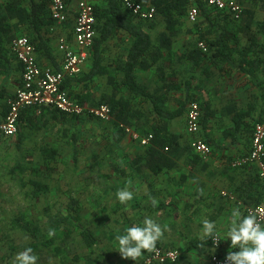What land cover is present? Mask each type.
<instances>
[{
    "label": "crops",
    "instance_id": "crops-1",
    "mask_svg": "<svg viewBox=\"0 0 264 264\" xmlns=\"http://www.w3.org/2000/svg\"><path fill=\"white\" fill-rule=\"evenodd\" d=\"M8 1L0 0L4 5ZM66 1L70 13L67 23L43 25L37 33L20 24L23 33L13 34V40L21 36L37 39L41 37L44 42L38 40L39 48L35 49L37 61L41 67L53 71L62 69L64 54L60 49V41L63 38L70 46L77 48L74 25L81 0ZM239 4L244 10L246 7L253 9L257 16L252 24V32L249 29L241 32L240 48L232 53L227 51L230 54L228 58L219 60L208 49L204 51L200 48L201 33L207 34L208 38L213 37V34L207 33L213 32L209 23L204 24L199 32L194 28V23L187 19L180 28L170 55L166 51L165 60L146 70L137 71L138 78L147 91L146 99L134 101L136 107L144 111V117L137 123L141 122L147 128L153 126L159 120L158 115L152 112L154 106L175 111L179 110L180 102L188 103L183 115L169 123L167 138L175 141L163 153H171L168 154L173 163L171 166L161 163L157 166L152 164L151 167L147 159L137 158L144 154L143 150L139 151L135 145H129L127 139L123 140V136L118 141V148H125L123 152L129 167L120 173L129 174L134 180L130 185L138 184L133 189L132 200L136 206L143 207L142 210L138 208L133 212L136 217L134 226H142L145 217L155 219L164 229V234L157 243L164 248L158 247L164 250H169L165 247L177 249L182 254L177 263L166 264H212L211 258H208L215 251L212 240L202 237V221L205 218L214 221L220 233V246L215 252L227 256L229 251H236L237 249L231 248V242L226 237L231 223V210L238 206L247 215L250 206L264 204V191L257 166H236L242 157L251 152L252 131L254 132L256 123L264 122V34L258 35L257 46H251L254 39L251 34L256 33L259 23L264 22V2L252 0ZM17 24L19 25L17 19L12 20V25ZM155 29L151 30V34L155 44H159L161 40L158 37L165 31V25L160 23ZM229 45L233 47L234 42L230 40ZM130 46L132 41L124 32L103 46L104 52L100 54L103 69L101 66L99 68L102 74L92 83L82 82L73 88L81 103L90 108L98 107L105 98L113 94L114 87L110 80L116 78L119 82L123 79L122 68ZM195 49L201 52L197 53ZM11 52L13 53L12 49ZM14 56L16 57L15 54ZM94 57L91 51L83 67V75L91 72ZM13 64L16 81L4 89L6 98L0 97L1 117L8 110L10 95L14 96L22 83L23 66L17 57ZM7 75L5 73L4 76L7 78ZM2 83L0 90H3ZM149 93L152 94L151 97L148 96ZM125 95L122 92L118 98ZM193 101L199 103L202 113L199 138L212 148L211 155L206 159L188 149L193 137L186 132L187 111ZM110 122H113V116L107 123ZM249 127L252 128L251 132ZM167 138L166 143L169 141ZM133 160L136 162L134 168L130 166V161ZM155 170L160 172L156 173ZM123 187L125 188L124 184L117 186L119 189ZM257 197H261L259 202ZM153 199L157 201L155 206L152 204ZM144 252L148 257L151 251ZM190 253L194 256H188Z\"/></svg>",
    "mask_w": 264,
    "mask_h": 264
},
{
    "label": "trees",
    "instance_id": "trees-1",
    "mask_svg": "<svg viewBox=\"0 0 264 264\" xmlns=\"http://www.w3.org/2000/svg\"><path fill=\"white\" fill-rule=\"evenodd\" d=\"M138 1L144 5L153 6L156 9V17L154 20L147 21L135 17L124 7L122 0H94L95 16L97 20V35L91 48V51H93L95 55L93 68L91 72L86 75L81 73L78 76L66 78L63 88L67 90L73 98H77V100L81 101L80 97L75 93L73 88L82 82L92 83L102 74L99 68L102 64L100 54L102 55L104 52L103 46L109 40L120 36L123 32L126 33L128 38L132 41V46H130L128 56L122 68L124 77L119 82L116 78H112L110 80V83L114 87L113 94L105 98L102 103V105L106 104L111 107L113 116L112 123L114 124L113 127L118 128L117 134H115L114 137L111 136L110 142L118 148V146H120L118 145V141L121 139V136L125 135L126 128L134 127L143 136H153L151 143L144 146V154L137 158L139 160L141 158L145 160L147 159V162L151 167L152 164L157 166L161 163L171 166L173 163L168 157V154L171 153H166L167 155L163 153L164 150H168V148L171 147L175 141L174 139L173 141H170L167 138L169 136V123L183 115L184 109L188 103L180 102L179 110L175 111L164 110L159 105L158 107L154 106L152 112H155L158 115L159 120H157V122H155V124L150 128L145 127V125L141 122V124L139 122L137 123V121H140L144 117V111L138 109L134 101H139V98L142 100L146 99L147 95L144 85L138 78L137 71L139 69L146 70L152 65H156L157 63L165 60L167 58L165 53L166 51L169 52L167 55H170L173 44L178 37L180 28L184 22L187 21L188 12L193 5H196L200 11L199 19L196 23H194V28L199 30L204 24L209 23L211 30H213L211 33L207 32L208 35L213 34V39L208 38L206 36L207 34L201 33L199 35V40L206 44L208 52L219 60L228 58L230 55L229 52L232 53L233 50L237 51L238 48H240L241 32L245 29H249V31L252 32V24L256 20L257 14L253 9L246 7L242 18L237 20L230 12L211 8L203 0H196L194 2H191L190 0ZM236 1L239 3H246L252 0ZM260 1L264 2V0ZM253 2H258V0H253ZM14 19L18 20L19 25H12V20ZM55 22L56 21L51 15L50 0H9L5 5L0 2V80L7 79L9 80V83L16 81L13 71V61H15L16 57L11 52L9 45H11L10 43L13 41V34L23 33L20 24H23V26L26 25L29 30L37 33L40 32V27L43 25L51 26ZM160 23L165 25V31L158 37L161 42L159 44H155L151 30H156L155 28ZM256 23H258V21ZM257 28L256 33H250L254 38L251 46H257L258 35L264 34V22L259 23ZM15 30L16 33H14ZM199 32L201 31L199 30ZM29 39L35 46L36 50L39 48V43H37V41L40 40V42H44L41 37L38 39L37 37ZM230 40L234 42V45H232L233 47L229 45ZM262 48H264V43H262ZM195 50L197 51V49ZM198 52L201 51L198 50L197 53ZM102 66L101 68L103 69ZM5 73L8 74L7 78L4 76ZM3 83L5 84H3V90H0V97L6 98V90L4 89L7 88V82ZM122 92L126 94L125 97L118 98V95ZM148 96L151 97L152 94L149 93ZM13 97L14 96L10 95V99ZM48 121H55L60 124L72 122L73 127L78 126L81 123L85 124L92 121L103 123L90 115L82 117L69 116L59 112L58 110L47 107L28 108L23 110L21 113L19 131L13 139L21 146L25 142V137L29 128L40 123H42V125H46L48 124ZM251 130L252 128L249 127L250 132ZM68 131V129H63L64 135ZM74 134L75 133H72L71 136L76 141ZM118 134L120 136H118ZM166 138L169 140L167 143ZM188 149L193 150L191 147V140L189 142ZM41 151L44 152L45 157L54 161L58 154V146L52 145L49 148L44 147ZM78 156V148H75L74 158L76 159ZM130 162V166L134 168L136 162L134 160ZM16 169L17 171L19 170V172L25 171L20 164L15 167V170ZM40 170L42 169L38 167L37 169H33L37 175L40 174ZM158 172L160 171H157L156 173ZM31 185L33 187L34 196H38L41 192L48 189L47 185L40 180L31 181ZM260 198L257 197L258 202L260 201ZM258 205L259 203L254 206ZM79 211L80 210L76 204L71 205L68 209V215L62 219H50L49 227L39 222L36 223L34 221H30L25 216L16 218L13 221V224L17 226L23 234L29 238V240L31 239L30 241L32 242L33 249H39L42 245L51 246L54 242L53 239L55 238L56 232H58L65 224H69L78 229L84 242L88 246H93L97 243L96 236L81 222L78 215ZM50 229L54 230V234L51 236L48 235ZM42 238L45 240L42 241Z\"/></svg>",
    "mask_w": 264,
    "mask_h": 264
},
{
    "label": "rangeland",
    "instance_id": "rangeland-1",
    "mask_svg": "<svg viewBox=\"0 0 264 264\" xmlns=\"http://www.w3.org/2000/svg\"><path fill=\"white\" fill-rule=\"evenodd\" d=\"M2 82L12 85L7 79H1ZM113 126L112 122L92 121L73 127L72 122L48 121L46 125L40 123L29 128L21 146L14 139L0 142V264H13L18 252L27 247L33 249L31 239L13 224L16 218L25 216L49 227L50 219L66 217L73 204L77 205L81 222L94 233L97 243L88 246L78 229L65 224L56 232L51 246L33 249L38 264H140L146 259L145 252L136 261L124 259L118 252L115 237L134 226L133 212L143 207L136 206L134 200L121 204L116 197L120 190L117 186L124 184L134 193L138 184L130 185L134 180L129 174L120 173L129 168L128 160L123 152L125 148H117L110 142L118 131ZM128 128L131 131H126L123 140L143 150L144 146L133 134L145 136L134 127ZM63 129L69 131L64 135ZM52 145L58 146L54 161L41 151ZM75 148L79 154L76 159ZM18 164L24 172L15 170ZM37 167L42 169L39 175L33 171ZM37 180L44 182L48 189L34 196L31 181ZM165 249L177 251L179 261L182 256L179 250Z\"/></svg>",
    "mask_w": 264,
    "mask_h": 264
},
{
    "label": "built area",
    "instance_id": "built-area-1",
    "mask_svg": "<svg viewBox=\"0 0 264 264\" xmlns=\"http://www.w3.org/2000/svg\"><path fill=\"white\" fill-rule=\"evenodd\" d=\"M124 7L135 17L142 20L151 21L156 17V9L150 5H144L138 0H122ZM194 2L196 0H190ZM206 4L220 11L230 12L237 20L243 16L244 9L242 5L234 0H203ZM52 18L58 24L68 22L70 13L65 0H50ZM200 11L196 5H193L188 12V19L196 23L199 19ZM97 20L95 16L94 0H81L78 5V12L74 25V40L77 48L70 46L66 39L60 41V49L64 54L62 69L53 71L49 68H43L36 58L35 46L26 36H21L11 42V49L17 59L23 66L22 83L17 89L13 98L9 100V109L5 116H0V141L13 139L19 131L20 116L23 110L35 107H47L58 110L69 115L82 117L90 115L101 122L107 123L112 119V110L109 105L103 104L98 107L90 108L79 100L73 98L63 84L68 77H75L82 73L86 64L94 39L97 35ZM200 48L207 51L204 43L199 44ZM201 108L199 103H190L187 111L186 132L193 139L191 140L192 149L201 155L204 159L212 153L211 146L199 138L201 132ZM127 132L131 130L126 128ZM143 146L151 143L153 136H139L133 134ZM167 150V149H166ZM246 164H255L258 168V176L264 189V122L256 123L252 135V149L249 155L242 157L236 163V166ZM257 218L264 222V204L253 206L248 209ZM220 246L214 244L212 248L216 251ZM213 251L211 255L212 264H229L226 256H222ZM179 258L177 251L164 250L156 247L149 256L140 264H166L175 263Z\"/></svg>",
    "mask_w": 264,
    "mask_h": 264
},
{
    "label": "clouds",
    "instance_id": "clouds-1",
    "mask_svg": "<svg viewBox=\"0 0 264 264\" xmlns=\"http://www.w3.org/2000/svg\"><path fill=\"white\" fill-rule=\"evenodd\" d=\"M116 197L121 204H127L134 193L124 188L116 192ZM152 204L155 206L157 201L153 199ZM230 219L226 237L231 242V248L237 250L227 254L229 264H264V222L251 212L243 214L238 206L231 210ZM53 234L54 230L50 229L48 235ZM163 234V227L155 219L145 217L142 226L127 228L124 234L115 237L118 252L122 258L136 261L144 251L154 250ZM202 237H209L214 244H218L220 233L214 221L207 218L202 221ZM13 264H38V257L31 247H27L14 256Z\"/></svg>",
    "mask_w": 264,
    "mask_h": 264
}]
</instances>
